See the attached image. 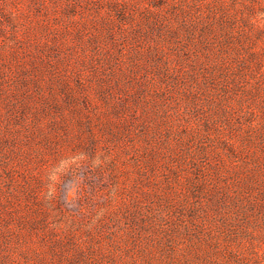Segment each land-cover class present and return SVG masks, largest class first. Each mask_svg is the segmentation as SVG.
Segmentation results:
<instances>
[{
  "label": "rangeland",
  "instance_id": "rangeland-1",
  "mask_svg": "<svg viewBox=\"0 0 264 264\" xmlns=\"http://www.w3.org/2000/svg\"><path fill=\"white\" fill-rule=\"evenodd\" d=\"M0 264H264V0H0Z\"/></svg>",
  "mask_w": 264,
  "mask_h": 264
}]
</instances>
